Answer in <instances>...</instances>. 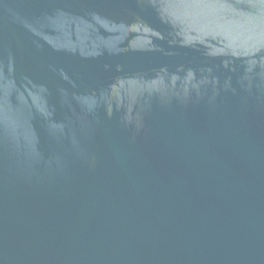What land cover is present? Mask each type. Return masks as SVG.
Segmentation results:
<instances>
[{
	"label": "water",
	"instance_id": "water-1",
	"mask_svg": "<svg viewBox=\"0 0 264 264\" xmlns=\"http://www.w3.org/2000/svg\"><path fill=\"white\" fill-rule=\"evenodd\" d=\"M0 264H264V0H0Z\"/></svg>",
	"mask_w": 264,
	"mask_h": 264
}]
</instances>
